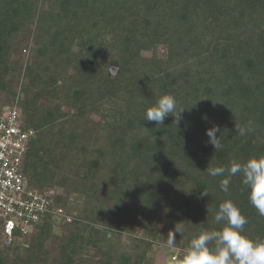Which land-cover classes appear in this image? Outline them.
I'll list each match as a JSON object with an SVG mask.
<instances>
[{
  "label": "trees",
  "instance_id": "1",
  "mask_svg": "<svg viewBox=\"0 0 264 264\" xmlns=\"http://www.w3.org/2000/svg\"><path fill=\"white\" fill-rule=\"evenodd\" d=\"M164 94L178 125L144 120ZM14 104L25 181L73 220L8 242L0 217V264H164L169 232L178 260L228 199L264 238L242 177L205 171L264 155V0H0V118Z\"/></svg>",
  "mask_w": 264,
  "mask_h": 264
},
{
  "label": "clouds",
  "instance_id": "2",
  "mask_svg": "<svg viewBox=\"0 0 264 264\" xmlns=\"http://www.w3.org/2000/svg\"><path fill=\"white\" fill-rule=\"evenodd\" d=\"M182 111L184 110L177 112L174 95L164 94L146 110L144 120L154 121L156 126H162L165 118L171 115L178 125ZM235 129L241 136L246 133L244 127ZM218 131L216 126L206 130L208 142L215 151L222 148L220 136L217 137ZM205 171L210 177H224L220 181V190L224 193L229 192L230 178L239 174L250 204L264 217V155L250 157L244 163L231 160L227 167L208 165ZM214 221L222 227L218 230L201 228L182 256L178 260L176 257L171 258L172 264H264V238H252L245 234L248 218L232 200H225L218 206ZM169 233L166 245L175 248V236L172 232Z\"/></svg>",
  "mask_w": 264,
  "mask_h": 264
},
{
  "label": "built area",
  "instance_id": "3",
  "mask_svg": "<svg viewBox=\"0 0 264 264\" xmlns=\"http://www.w3.org/2000/svg\"><path fill=\"white\" fill-rule=\"evenodd\" d=\"M21 119L17 104L6 107L0 118V217L8 242L16 232L22 237L32 233L48 215L73 220L63 208L54 206V197L60 192L50 190L44 195L25 181L22 167L34 131L23 130Z\"/></svg>",
  "mask_w": 264,
  "mask_h": 264
},
{
  "label": "rangeland",
  "instance_id": "4",
  "mask_svg": "<svg viewBox=\"0 0 264 264\" xmlns=\"http://www.w3.org/2000/svg\"><path fill=\"white\" fill-rule=\"evenodd\" d=\"M158 54L160 56H163L165 54V51L163 50V48H160L158 51ZM152 53H146L145 56H152ZM71 208L74 209V203H71ZM156 252L158 253V257L159 259H163L164 264H172V260L171 258L174 256H178L180 254V250L179 249H175V248H164V247H159L156 248Z\"/></svg>",
  "mask_w": 264,
  "mask_h": 264
}]
</instances>
